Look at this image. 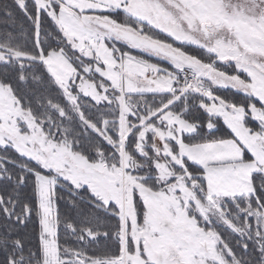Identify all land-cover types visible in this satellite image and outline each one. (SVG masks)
Returning a JSON list of instances; mask_svg holds the SVG:
<instances>
[{"label": "snow or ice", "instance_id": "1", "mask_svg": "<svg viewBox=\"0 0 264 264\" xmlns=\"http://www.w3.org/2000/svg\"><path fill=\"white\" fill-rule=\"evenodd\" d=\"M0 264H264V0L0 3Z\"/></svg>", "mask_w": 264, "mask_h": 264}, {"label": "trees", "instance_id": "2", "mask_svg": "<svg viewBox=\"0 0 264 264\" xmlns=\"http://www.w3.org/2000/svg\"><path fill=\"white\" fill-rule=\"evenodd\" d=\"M5 2V0H0V3ZM7 2H10V0H7Z\"/></svg>", "mask_w": 264, "mask_h": 264}]
</instances>
